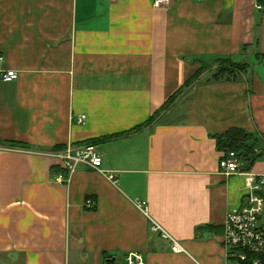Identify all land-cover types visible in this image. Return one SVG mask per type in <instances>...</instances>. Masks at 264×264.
Instances as JSON below:
<instances>
[{
	"label": "crops",
	"instance_id": "1",
	"mask_svg": "<svg viewBox=\"0 0 264 264\" xmlns=\"http://www.w3.org/2000/svg\"><path fill=\"white\" fill-rule=\"evenodd\" d=\"M256 3L0 0V264H126L130 253L145 264H224L223 224L246 177L221 171L215 136L253 134L261 157L251 170L264 174ZM229 58L247 72L221 81L204 72L153 123L126 133L200 62ZM8 70L19 77L4 81ZM97 139L115 179L85 165L69 175L51 154ZM154 222L185 251L174 252Z\"/></svg>",
	"mask_w": 264,
	"mask_h": 264
},
{
	"label": "built area",
	"instance_id": "2",
	"mask_svg": "<svg viewBox=\"0 0 264 264\" xmlns=\"http://www.w3.org/2000/svg\"><path fill=\"white\" fill-rule=\"evenodd\" d=\"M169 3L170 0H154L156 7ZM256 9L264 10V0H257ZM2 60L3 58L0 57V61ZM2 77L4 81H12L17 79L19 74L15 70H8ZM77 120L79 123H84L86 115L79 116ZM1 148L4 147L0 146ZM51 154L69 175L85 165L107 174L111 179L116 178L114 172L102 168L103 155L96 144L69 146ZM219 166L226 176L238 174L246 177L242 203L238 208L227 213L223 224L224 264H264V225L261 223L264 213V174L244 170V161L236 151L223 152ZM62 178V175L56 177L57 181H61ZM94 204L91 198L86 201L89 208H93ZM140 207L148 214L146 202H141ZM152 229L159 231L163 239L172 243L174 252L185 251L183 246L156 222L153 223ZM125 260L126 264H145L143 255L140 253H130Z\"/></svg>",
	"mask_w": 264,
	"mask_h": 264
},
{
	"label": "trees",
	"instance_id": "3",
	"mask_svg": "<svg viewBox=\"0 0 264 264\" xmlns=\"http://www.w3.org/2000/svg\"><path fill=\"white\" fill-rule=\"evenodd\" d=\"M200 68L195 72V74L189 78L176 92H174L168 99L164 102V104L155 110L153 115L147 120L145 123L134 127L129 130V132L139 131L145 126L153 123L165 110H167L171 105L176 101V99L188 88L190 87L204 72L208 70H213L212 80L221 81L223 79L232 80L237 77V75L246 73L248 65L245 63L237 62L231 58L229 59H218L212 64L200 62ZM216 67H215V66ZM215 67V68H214ZM126 133H119L111 136H107L104 139H113L116 137H121ZM217 139V147L220 151L229 152L236 151L242 157L244 161V170H251L254 166L255 162L261 157V154H257L253 144H250L255 140L253 134L246 132L241 128H231L227 132L223 134H217L215 136ZM97 140H88L85 143L88 144H98ZM82 143V144H85ZM9 145L20 146V143H10ZM93 199V198H91ZM200 232L213 230L209 226H200L197 228Z\"/></svg>",
	"mask_w": 264,
	"mask_h": 264
},
{
	"label": "rangeland",
	"instance_id": "4",
	"mask_svg": "<svg viewBox=\"0 0 264 264\" xmlns=\"http://www.w3.org/2000/svg\"><path fill=\"white\" fill-rule=\"evenodd\" d=\"M261 223L264 225V213L262 215ZM145 260V259H144Z\"/></svg>",
	"mask_w": 264,
	"mask_h": 264
}]
</instances>
